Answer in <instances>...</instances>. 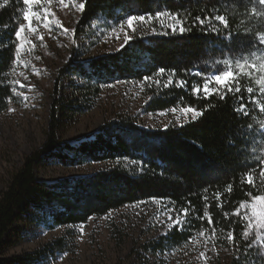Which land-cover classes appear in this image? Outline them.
I'll return each instance as SVG.
<instances>
[{
	"label": "trees",
	"instance_id": "trees-1",
	"mask_svg": "<svg viewBox=\"0 0 264 264\" xmlns=\"http://www.w3.org/2000/svg\"><path fill=\"white\" fill-rule=\"evenodd\" d=\"M76 26L89 37L105 22L142 18L140 31L120 49L83 63L70 59L55 84L43 143L23 157L0 192V264H41L67 250L65 236L11 259L2 257L4 237L18 212L35 211L49 229L85 224L128 205L162 201L186 211L182 229L146 241L141 248L162 252L200 234L237 246L232 264H251L244 240L241 204L264 193V82L251 65L264 53L261 0H83ZM22 0H0V115L16 100L14 72ZM172 20L174 30L163 28ZM161 20H163L161 22ZM212 71L228 74L210 95L202 89ZM77 80L74 82L73 78ZM140 82L143 113L191 108L195 118L145 129L135 116H116L76 145L59 133L87 112L101 89L117 82ZM103 164L84 176L52 184L34 168ZM67 233H71L67 231ZM229 238H232L230 240ZM238 254L236 258L235 255Z\"/></svg>",
	"mask_w": 264,
	"mask_h": 264
},
{
	"label": "rangeland",
	"instance_id": "rangeland-1",
	"mask_svg": "<svg viewBox=\"0 0 264 264\" xmlns=\"http://www.w3.org/2000/svg\"><path fill=\"white\" fill-rule=\"evenodd\" d=\"M22 1L25 10L17 33L19 46L14 72L16 100L0 115V192L23 157L43 143L56 82L60 92L67 93L70 88L69 76H59L60 69L70 59L83 63L117 51L140 31L139 22L143 20L130 17L105 22L106 26L98 27L93 35L78 37L76 26L83 0ZM161 25L172 31L175 28L170 19ZM251 69L257 70L264 82V53ZM228 78V74L212 71L204 83L203 93L212 94ZM73 80L76 82L77 78ZM259 99L264 103V91ZM144 100L140 82L108 84L87 112L65 124L59 137L63 142L76 145L92 138L105 122L121 115L135 116L138 126L145 129L165 127L171 122L179 123L197 116V111L191 108L143 113ZM261 130L264 132V122ZM102 165L64 167L48 162L35 167L34 173L39 181L52 184L84 176ZM240 211L246 226L244 240L249 242L248 248L255 250L251 264H264V193L241 204ZM26 212L29 217L18 212L4 237L1 249L4 259L30 253L62 236L66 238L68 249L43 259L41 264H232L231 257L237 251L236 245L227 247L206 234L162 252L141 248L142 243L167 235L174 227L180 230L184 226L186 211L178 212L162 201L128 205L106 216L90 218L85 224L53 229L47 228L35 211ZM235 256L237 258L238 254Z\"/></svg>",
	"mask_w": 264,
	"mask_h": 264
},
{
	"label": "snow or ice",
	"instance_id": "snow-or-ice-1",
	"mask_svg": "<svg viewBox=\"0 0 264 264\" xmlns=\"http://www.w3.org/2000/svg\"><path fill=\"white\" fill-rule=\"evenodd\" d=\"M64 2V0H61V3H63ZM261 3H264V0H261ZM84 8H85V4H81L80 5V9L83 11L84 10ZM135 26V23L133 22V27ZM165 127H167V125H165Z\"/></svg>",
	"mask_w": 264,
	"mask_h": 264
}]
</instances>
